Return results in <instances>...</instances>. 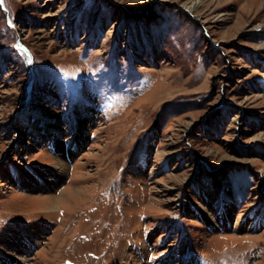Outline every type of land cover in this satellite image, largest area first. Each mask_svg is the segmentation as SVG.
Wrapping results in <instances>:
<instances>
[{
	"label": "rangeland",
	"instance_id": "obj_1",
	"mask_svg": "<svg viewBox=\"0 0 264 264\" xmlns=\"http://www.w3.org/2000/svg\"><path fill=\"white\" fill-rule=\"evenodd\" d=\"M190 1L0 0V254L264 264V0Z\"/></svg>",
	"mask_w": 264,
	"mask_h": 264
},
{
	"label": "bare ground",
	"instance_id": "obj_2",
	"mask_svg": "<svg viewBox=\"0 0 264 264\" xmlns=\"http://www.w3.org/2000/svg\"><path fill=\"white\" fill-rule=\"evenodd\" d=\"M201 5V2L199 1H190L185 5L186 10L190 11V12H195ZM99 117V116H98ZM100 119V118H99ZM102 120V119H101ZM90 121V120H89ZM103 122V121H102ZM83 124H80V129H79V134L81 135L82 138H84L85 140H87L88 136H87V127H89V124L82 122ZM107 123V122H105ZM91 133V132H90ZM58 141V146L60 147V149H62L63 151L66 152L67 154V158H69V156H71L72 154H74L73 152H75L76 150V145L73 146L72 150H70L69 147H67V145L65 144L64 140L61 139H57ZM64 143V144H63ZM100 143V142H99ZM98 143V144H99ZM111 145V144H109ZM78 148V146H77ZM109 149V148H108ZM107 149V150H108ZM113 149V148H112ZM106 153V150H104ZM110 151V150H108ZM107 151V152H108ZM113 151V150H112ZM115 151V150H114ZM57 152V151H56ZM58 153V152H57ZM64 153V152H63ZM48 155V154H47ZM100 155V154H99ZM104 155V152H103ZM98 156V155H97ZM102 156V155H101ZM54 158L56 159V162L54 163L53 166L49 167V175L53 176L54 180H49L46 181L47 179V172H43V171H37V170H31L29 173V180L24 177L23 180L25 181V183H23L22 187L24 186L25 188L27 187L28 190H45V189H49L52 190L58 183H60L64 177L66 176L68 169H69V163L65 160V156L63 154L58 155V157L56 158L54 156ZM54 161V160H53ZM79 163V162H78ZM77 165V164H75ZM74 165V166H75ZM78 168V166H77ZM78 172V171H77ZM27 174V173H26ZM76 177V175H75ZM75 179V178H74ZM73 179V183L71 184L72 186V190L76 191V193L82 191L81 189H83L84 186L80 187L79 189L76 188L77 183H79L78 181L82 180H77L76 181ZM85 179V178H84ZM72 181V179L70 180V182ZM83 181V180H82ZM86 181V180H85ZM83 182H81L82 184ZM70 186V185H69ZM87 186V185H86ZM66 188V187H65ZM85 188V187H84ZM71 190V189H70ZM69 191V190H67ZM66 192V191H65ZM60 195V194H59ZM65 195V194H64ZM50 197V196H48ZM54 199V201L56 203H59L58 201L63 200V198H61L60 200L52 197ZM44 199V198H43ZM52 200V199H51ZM44 201V200H43ZM125 202V201H124ZM123 202V203H124ZM43 203V202H42ZM49 203V202H48ZM52 203V201L50 202ZM53 204V203H52ZM125 204V203H124ZM217 206V205H215ZM58 205H52L50 207L49 210H47V212H54L57 211L58 209ZM62 209V208H61ZM46 210V209H45ZM197 214V213H196ZM205 214V213H204ZM198 215V214H197ZM242 215V214H241ZM240 217V216H239ZM208 221V220H207ZM236 222V221H235ZM254 226V223H252L250 225V227L252 228ZM41 230V229H40ZM36 239L33 237V234L30 235L28 238H24V237H15L12 239V241L10 243H6L5 247L2 249V253L0 254V264H25L26 260H27V255L28 253L33 249V245L36 244ZM29 259V257H28Z\"/></svg>",
	"mask_w": 264,
	"mask_h": 264
},
{
	"label": "water",
	"instance_id": "obj_3",
	"mask_svg": "<svg viewBox=\"0 0 264 264\" xmlns=\"http://www.w3.org/2000/svg\"><path fill=\"white\" fill-rule=\"evenodd\" d=\"M67 264H74V263H72V262H68Z\"/></svg>",
	"mask_w": 264,
	"mask_h": 264
}]
</instances>
